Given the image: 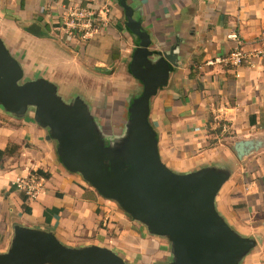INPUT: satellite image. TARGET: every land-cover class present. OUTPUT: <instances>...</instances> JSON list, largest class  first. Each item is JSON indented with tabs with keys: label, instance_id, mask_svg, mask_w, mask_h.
I'll return each mask as SVG.
<instances>
[{
	"label": "crops",
	"instance_id": "obj_1",
	"mask_svg": "<svg viewBox=\"0 0 264 264\" xmlns=\"http://www.w3.org/2000/svg\"><path fill=\"white\" fill-rule=\"evenodd\" d=\"M129 2L138 10L136 16L154 49L179 47L180 66L151 102L150 120L163 162L177 172L210 164L234 167L217 198V208L240 234L258 241L243 264H264V145L243 160L233 151L239 141L264 144V0ZM79 7L94 9L105 23L93 39L66 34L67 13ZM34 25L41 38L29 33ZM0 34L17 58L27 45L25 66L30 74L43 73L58 81L69 74L70 66L86 76L93 73L107 81L109 104L122 108L129 92L140 88L128 74L137 42L125 26L118 0H0ZM239 42L249 60L234 68L224 60ZM7 149L0 159V250L8 243L15 222L49 226L68 240L73 233L96 235L104 214L101 200L86 196L71 181L52 144L45 140V132L33 120H14L0 113V150ZM33 172L44 180V190L37 200H28L14 183ZM52 208L61 211L47 225L43 214ZM128 232V242L116 239L108 245L133 259L139 252L159 250L137 231Z\"/></svg>",
	"mask_w": 264,
	"mask_h": 264
},
{
	"label": "water",
	"instance_id": "obj_2",
	"mask_svg": "<svg viewBox=\"0 0 264 264\" xmlns=\"http://www.w3.org/2000/svg\"><path fill=\"white\" fill-rule=\"evenodd\" d=\"M118 1L125 26L137 42L128 74L140 84L125 97L123 108L109 104L107 81L93 73L87 77L70 66L69 74L58 81L28 73L27 45L21 49L25 58H17L0 34V113L33 120L45 132L61 167L79 176L98 197L116 204L133 230L159 250L143 263L108 244L80 245L49 226L15 222L0 250V264H243L258 241L240 234L217 208L234 167L210 164L177 172L160 156L151 102L180 66L179 47L154 49L136 16L138 10L129 0ZM28 31L42 37L37 25ZM61 91L74 93L69 104L59 96ZM263 145L244 140L236 142L233 151L243 160Z\"/></svg>",
	"mask_w": 264,
	"mask_h": 264
},
{
	"label": "built area",
	"instance_id": "obj_3",
	"mask_svg": "<svg viewBox=\"0 0 264 264\" xmlns=\"http://www.w3.org/2000/svg\"><path fill=\"white\" fill-rule=\"evenodd\" d=\"M104 24L99 13L97 14L94 9L79 7L69 9L65 21V31L71 38L90 40L99 34ZM241 45L242 43L239 42V46L225 58L224 62L234 68L243 67L248 62L249 56L242 51ZM261 53L264 54V52ZM14 185L28 200H37L44 190V180L35 174L18 179Z\"/></svg>",
	"mask_w": 264,
	"mask_h": 264
},
{
	"label": "rangeland",
	"instance_id": "obj_4",
	"mask_svg": "<svg viewBox=\"0 0 264 264\" xmlns=\"http://www.w3.org/2000/svg\"><path fill=\"white\" fill-rule=\"evenodd\" d=\"M72 94H74L73 92H59V96H61L63 98V101L65 104H69L71 101L69 100V97L72 96ZM115 150H120L121 147L119 146H114L112 147ZM33 174H35L33 172ZM70 176V175H69ZM71 177V181L80 187V189H82L85 192V195L87 196L88 194H93V196L95 198L98 197L96 191H94L89 185H87L86 183H84L82 181V179L79 176L73 175L70 176ZM99 200H101L102 204L100 205L102 207V209H100L101 213L104 214H99V216L101 217L100 222H99V226H98V231L103 232V235L100 236L99 232L96 231V235H94L93 237L89 234H75L73 233L71 235L70 241L71 242H77V244L83 245V244H90V243H103V244H109L108 241H112V240H118V241H123V242H128L130 240V236L128 235V231L133 230V228L131 229V227L129 226L130 222L129 219L127 218V216L125 214L122 213L121 209L114 204L113 202H108L103 200L101 197H98ZM111 238V239H109ZM111 244V243H110ZM153 249L151 248L149 251H147L146 253H141V252H135L138 254H135V257L138 261H142L143 263H145L144 260H146L147 262L151 261L152 256L156 253L152 252Z\"/></svg>",
	"mask_w": 264,
	"mask_h": 264
},
{
	"label": "trees",
	"instance_id": "obj_5",
	"mask_svg": "<svg viewBox=\"0 0 264 264\" xmlns=\"http://www.w3.org/2000/svg\"><path fill=\"white\" fill-rule=\"evenodd\" d=\"M8 152H9L8 149L5 150V151H1V150H0V159H1L2 157H4L5 155H7ZM37 173H38V175H40V176H42V177H44V178H47V179L50 178V175H49V174H45V173H43V172H41V171H38ZM57 195H58V194H57ZM91 195H93V194H91ZM23 199L26 200L25 197H24ZM24 209H25V212H26L27 214H30V213H31V210H30L28 207H24ZM60 211H61V210H60L59 208L46 209V210L44 211V214H43V215H44V218H45V223H46L47 225H50L51 220L53 219V217L59 215ZM0 244H1V241H0Z\"/></svg>",
	"mask_w": 264,
	"mask_h": 264
}]
</instances>
